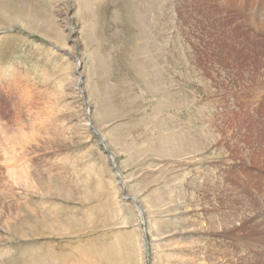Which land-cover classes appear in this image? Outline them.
Segmentation results:
<instances>
[{"label":"rangeland","instance_id":"obj_1","mask_svg":"<svg viewBox=\"0 0 264 264\" xmlns=\"http://www.w3.org/2000/svg\"><path fill=\"white\" fill-rule=\"evenodd\" d=\"M88 4L0 0V264H264V0Z\"/></svg>","mask_w":264,"mask_h":264},{"label":"bare ground","instance_id":"obj_2","mask_svg":"<svg viewBox=\"0 0 264 264\" xmlns=\"http://www.w3.org/2000/svg\"><path fill=\"white\" fill-rule=\"evenodd\" d=\"M82 1V4H83V6H84V8H86V10L88 9V7H89V0H81ZM75 2V1H74ZM132 2H133V0H132ZM143 2V1H142ZM152 2V1H151ZM135 3V2H134ZM136 4V3H135ZM142 5H143V3H141ZM140 4V5H141ZM133 5L134 4H127L126 5V7L130 10V9H132V8H134L135 9V7H133ZM139 5V4H138ZM141 5V6H142ZM151 5V4H150ZM156 5V4H155ZM154 5V6H155ZM137 6V5H136ZM152 6V5H151ZM150 6V7H151ZM140 7V6H139ZM144 7V6H143ZM149 7V8H150ZM144 9V8H143ZM146 9H148V8H146ZM150 9H152V8H150ZM145 10V9H144ZM144 10H143V12H144ZM136 11V10H135ZM138 12V11H137ZM152 12V11H151ZM151 12H149V13H151ZM148 13V12H147ZM140 14H141V10H140ZM145 14V13H144ZM74 16V15H73ZM15 21V20H14ZM10 24H12V23H8V25H10ZM22 25H24V24H22ZM143 67H145V66H143ZM148 68V67H147ZM146 68V69H147ZM152 70H154V68L152 69ZM69 72V71H68ZM152 73V72H151ZM156 74V73H155ZM147 75V74H146ZM149 75V74H148ZM147 75V76H148ZM149 82V81H148ZM147 85H148V83H147ZM144 87V86H143ZM73 100V99H72ZM170 102V99L169 98H167V100H166V103H164V104H166L165 106H164V108L165 107H169L170 108V106L173 104H170L169 102ZM77 102V101H76ZM170 105H169V104ZM174 105V104H173ZM161 105H159V107H158V105L156 106V107H158V109L157 110H161V108L162 107H160ZM163 106V105H162ZM80 107V106H79ZM172 107V106H171ZM145 119H147V118H145ZM144 119V120H145ZM143 120V119H142ZM37 122H39V121H37ZM86 126H87V122H86ZM109 135V134H108ZM163 137V136H162ZM87 138V141H89V138H90V136H89V134H88V136L86 137ZM170 138V137H169ZM110 139V138H109ZM192 140H194V141H190L191 142V146H198L199 145V143H200V139H192ZM155 141V140H154ZM115 142V141H114ZM183 144H186L187 146H189V142H184ZM97 145V144H96ZM92 146V145H91ZM184 146V145H183ZM114 147V146H113ZM159 148V147H158ZM181 149V148H180ZM179 150V149H178ZM170 151V150H169ZM175 152V151H174ZM173 156V155H172ZM112 159H113V155L112 154H110V160H111V163L113 164V161H112ZM98 166V165H97ZM130 181V180H129ZM113 186V185H112ZM119 190V189H118ZM117 194H119V193H117ZM238 196V195H237ZM118 197V196H117ZM241 197V196H240ZM228 200V199H227ZM228 202L230 203V199L228 200ZM147 203V202H146ZM234 205V204H233ZM243 208V207H242ZM138 213H140L141 214V212H138ZM253 213V212H252ZM231 215V214H230ZM258 215H260V214H258ZM141 216V215H140ZM250 216V215H249ZM255 216H257V215H255ZM254 216V217H255ZM233 217V216H232ZM226 218V217H225ZM237 218V217H236ZM234 219V218H233ZM232 219V220H233ZM226 221H227V218H226ZM225 221V223H229V222H226ZM231 221V220H230ZM259 221V220H258ZM261 222L259 223V224H264V216H262L261 217V220H260ZM221 222V221H220ZM219 222V223H220ZM233 222H234V220H233ZM232 222V223H233ZM217 223V222H216ZM237 224V223H236ZM226 225V224H225ZM228 225V224H227ZM232 226H234L233 224H232ZM263 226V225H262ZM190 227V226H189ZM226 227V226H225ZM194 228V227H193ZM219 228V227H218ZM229 228V227H228ZM195 230V229H194ZM207 244V243H206ZM45 246V245H44ZM203 247V246H202ZM201 247V248H202ZM207 247V246H206ZM47 248V250L48 251H46V250H44L41 254H34V255H31L30 257H28V259L30 260L29 261V264H78V262L76 261V257L73 255V254H71L70 253V255L68 256V255H62V256H59V254H58V256H56L55 254H53V253H50V249L48 248V247H46ZM45 248V249H46ZM200 248V247H199ZM210 249H211V247H210ZM203 250V249H202ZM201 249H200V251H202ZM207 250V249H206ZM204 251V250H203ZM210 251V250H209ZM204 253V252H203ZM207 253V252H206ZM202 255V254H201ZM204 255H206V254H204ZM224 255H226V254H224ZM223 255V256H224ZM209 256V255H208ZM222 256V257H223ZM226 257V256H225ZM232 257V256H231ZM78 258V257H77ZM204 258H206V256L204 257ZM220 258V257H219ZM203 259V258H202ZM207 259V258H206ZM205 259V260H206ZM221 259H223V258H221ZM227 259V258H226ZM219 261V259H217V258H215L214 257V255L213 256H210L208 259H207V264H219V263H221V262H219L218 263V261ZM11 261H14L15 262V260H11ZM17 261V260H16ZM224 263V262H223ZM81 264H89L88 262H83V263H81ZM229 264H231V263H229Z\"/></svg>","mask_w":264,"mask_h":264}]
</instances>
